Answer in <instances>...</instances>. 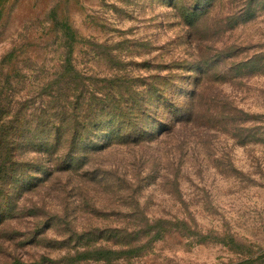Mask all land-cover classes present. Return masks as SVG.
<instances>
[{"label":"rangeland","instance_id":"obj_1","mask_svg":"<svg viewBox=\"0 0 264 264\" xmlns=\"http://www.w3.org/2000/svg\"><path fill=\"white\" fill-rule=\"evenodd\" d=\"M27 1L10 0L2 18L0 92L15 87L21 75L26 78L25 91L42 84L43 73L57 57L51 52L44 56L49 68L43 70H23L19 64L10 70L12 61L29 57L25 51L31 37L26 30L32 23ZM168 2L87 1L82 14L74 16L80 36L119 49L113 64L105 55L88 63L80 54L77 61L100 79L123 78L125 101L152 102L153 85L180 107L196 104L191 99L194 92L210 96L219 116L209 121L206 132L192 128L179 140L170 136L108 149L97 155L100 166L91 157L86 168L89 175L103 177L99 182H68L63 169L51 173L49 156L28 147L24 161L37 165L22 167L24 161L15 158V177L0 181V264H247L249 256L251 264H264V145L243 147L238 140L244 131H264V0L178 1L185 9L200 7L193 28L180 19L183 9L174 10ZM242 12L248 17L244 23L243 16L236 18ZM10 52L16 57L6 66ZM111 68L120 73L110 77ZM222 104L230 111L234 108L238 117L240 111L253 115L256 124L225 122ZM150 122L139 121L133 129ZM141 156L147 161L142 169ZM169 161L183 162L178 193L183 203L175 200L170 186L148 177L166 178L175 169ZM123 175L128 183L121 180ZM131 190H136L134 197H128ZM143 216L185 219L190 229L184 228L182 241L152 242L128 259L93 256L99 246L109 245L108 239L113 241L115 228L129 232ZM99 234L101 241L95 239Z\"/></svg>","mask_w":264,"mask_h":264},{"label":"trees","instance_id":"obj_2","mask_svg":"<svg viewBox=\"0 0 264 264\" xmlns=\"http://www.w3.org/2000/svg\"><path fill=\"white\" fill-rule=\"evenodd\" d=\"M9 1L0 0V25L7 8L6 5L10 4ZM19 1L23 3L26 0ZM87 1L90 0L27 1L31 5L29 19L32 23L31 30H26L31 37L28 41L30 48L25 51L29 57L17 63L12 61L10 70L15 71L18 64L23 70L29 68L33 71L36 68L37 71L43 70L48 67L44 64V60L49 52L57 57L49 66L50 71L43 73L46 81L42 84L39 83L35 88L32 87V90L25 91L23 85L26 78L21 75L15 87L7 92H0V181L3 179L6 182L15 177L14 167L17 163L14 159L19 158L24 161L28 147L33 146L35 153L49 156L51 167H48L51 168L52 174L63 169L68 173V182H73L75 179L78 183L84 179L99 182L103 177L95 174L89 175L87 170L91 163L89 160L93 159L91 157H94L93 160H97L96 163L100 166V156L97 157V155L113 147L157 142L160 138L170 136H175L179 140L187 136L192 128L206 132L209 121L214 120L220 114L210 104L212 102L210 96L204 97L194 92L191 99L196 104L188 103L180 107L174 101L168 100L165 93L153 85L149 87L157 89L150 88L154 90L152 102L145 101L140 104L136 100L125 101L123 93L126 92L127 82L123 78L107 81L100 79L85 65L80 67L77 61L80 54L87 58L88 63L105 55L109 63L113 64V59H116V52L119 49L117 45L109 46L107 42L91 37L82 39L79 27L74 23V16L82 14L83 5L88 4ZM178 1L182 0H169L168 6L174 10L183 9L180 19L184 20L189 28H193L200 7L185 9V5H179ZM119 11L122 12V10ZM240 16H243L241 21L243 23L248 18L247 13L244 12L236 18ZM90 19L95 21L97 24L95 26H102L104 29V25L98 23L95 18L90 17ZM8 55V58H5L7 62L4 63L6 66L13 57H16L14 52ZM114 72L120 73L119 69L111 68L107 75L112 77ZM34 78L38 79L36 76ZM115 90H119L118 99L115 98ZM222 106L226 110V114L221 115L225 122L232 121L241 125L256 124V118L253 115L249 116L240 111L238 117L232 112L235 111L234 108L230 111V106L226 104ZM144 119L151 121L148 127H143L138 131L134 130L136 123ZM258 130L260 131L257 133L258 136L256 132L250 135L251 133L246 134L244 131L238 136L239 144L243 147L250 143L264 145V131L260 128ZM182 142L184 144V141ZM182 145L178 147L180 154L183 153L180 148ZM15 151L21 152L17 154L14 153ZM59 158L61 163L56 162ZM133 159L135 161L136 158L133 157ZM138 162L139 168H145L147 164L145 156H141ZM168 164L175 167V171L170 172L171 175L168 173L166 178L156 174L148 175V177L153 182L162 184L161 186H170L172 195L177 196L175 200L183 203L178 194L179 171L183 162L179 161L176 164L169 161ZM21 165L25 167L37 164L24 161ZM125 176L121 178L122 181L126 178ZM132 180L129 178L130 182ZM124 183L128 182L124 181ZM135 193L136 190H131L128 197H134ZM134 220L137 219L134 218ZM138 220L131 225L133 229L129 232L126 228H115L113 230L115 235L111 237L113 241L108 242V239L109 245L99 246L95 249L97 252L93 256L104 260L128 259L136 256L140 250L152 242L165 241V239L182 241L186 239L183 231L190 229L185 219L177 222L143 216ZM170 226L173 229H170ZM100 234L95 238L97 241L102 240ZM245 258L244 263H253L250 256Z\"/></svg>","mask_w":264,"mask_h":264}]
</instances>
